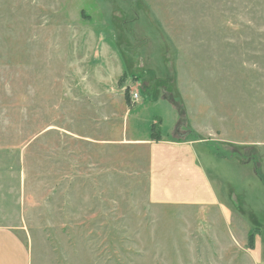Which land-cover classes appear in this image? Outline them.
<instances>
[{"label": "rangeland", "instance_id": "rangeland-1", "mask_svg": "<svg viewBox=\"0 0 264 264\" xmlns=\"http://www.w3.org/2000/svg\"><path fill=\"white\" fill-rule=\"evenodd\" d=\"M150 123L229 140L195 149L238 230L149 200L147 150L120 138ZM0 226L32 264H255L264 0H0Z\"/></svg>", "mask_w": 264, "mask_h": 264}, {"label": "crops", "instance_id": "crops-1", "mask_svg": "<svg viewBox=\"0 0 264 264\" xmlns=\"http://www.w3.org/2000/svg\"><path fill=\"white\" fill-rule=\"evenodd\" d=\"M124 100L127 106L126 113L129 114L132 108L127 100ZM151 123L141 135L134 134L131 137L120 138V141L123 139L147 150L149 200L153 203L201 208L205 216L206 213L216 214L227 228L235 224V230H238L239 226H242L240 219L237 220L240 214L220 200L215 183L201 165L195 149L198 144L208 146V143L218 141L226 143L229 140L218 136V130L213 127L199 129L192 124H190L191 129L198 136L196 140L173 139L168 134L163 135L160 132H158L160 138L153 139ZM206 150V154L211 155L210 147ZM241 219L244 220L242 217ZM251 230H248V233ZM252 233L253 245L249 247V252L255 264H264V248L260 243L259 234L257 231ZM0 264H32L31 252L25 239L16 230L3 226H0Z\"/></svg>", "mask_w": 264, "mask_h": 264}, {"label": "trees", "instance_id": "trees-1", "mask_svg": "<svg viewBox=\"0 0 264 264\" xmlns=\"http://www.w3.org/2000/svg\"><path fill=\"white\" fill-rule=\"evenodd\" d=\"M151 130H152L151 137L153 139H159L160 138V134L158 133V131L155 130L154 124L152 125ZM189 139L196 140V139H198V136L197 135H193V138H189ZM211 144H213V146H210L211 153L217 154L219 156L226 157V155L221 154L219 152V150L217 149V147L215 148L214 145H216V143H211ZM248 239H249V247H251L253 245V233H252V230L248 234Z\"/></svg>", "mask_w": 264, "mask_h": 264}, {"label": "built area", "instance_id": "built-area-1", "mask_svg": "<svg viewBox=\"0 0 264 264\" xmlns=\"http://www.w3.org/2000/svg\"><path fill=\"white\" fill-rule=\"evenodd\" d=\"M130 100H131L133 103H137V102H139V100H140V96H139V94H138L137 92H132V93L130 94Z\"/></svg>", "mask_w": 264, "mask_h": 264}]
</instances>
